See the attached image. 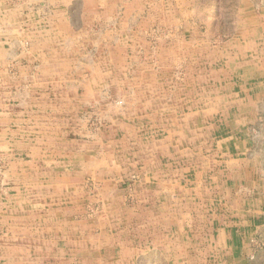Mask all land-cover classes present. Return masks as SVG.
Returning <instances> with one entry per match:
<instances>
[{
	"label": "rangeland",
	"instance_id": "rangeland-1",
	"mask_svg": "<svg viewBox=\"0 0 264 264\" xmlns=\"http://www.w3.org/2000/svg\"><path fill=\"white\" fill-rule=\"evenodd\" d=\"M9 1L0 0V27L21 44L0 41V112H5L0 120V264H233L239 246L248 250L241 258L253 261L264 241L251 235L256 220L240 219L236 212L245 211L241 199L249 191L257 201L248 210L264 212V59L242 63L236 72L231 68L219 80L214 71L215 55L227 60L234 50L242 8L255 9L252 5L264 0H184L180 7L193 13L186 28L167 31L153 23L137 44L112 43L105 51L112 50L113 69L104 61L103 45L94 51L97 87L106 83L108 88L87 96L81 84L87 72L80 69L67 83L72 91L45 108L47 135L61 138L57 151L71 157L65 139L71 136L80 148L95 145L94 156L61 158V166L48 167V176H64L57 187L55 179L40 181L38 172L31 178L34 172L24 170V156L13 144L8 110L26 111L14 109L13 100L27 83L17 68L23 61L13 56L32 51L22 35L35 33L18 28L23 12L3 11L20 0ZM200 33L208 41L202 49L207 61L199 60V42L191 44ZM124 46L128 49L121 55ZM246 46L264 44L252 36ZM188 49L193 60L184 58ZM127 53L136 54L133 64L144 74L122 85L127 76L121 69L132 61L125 65ZM78 59L88 65L85 52ZM113 79L119 85H112ZM104 177L114 184L104 186ZM167 182L177 185L174 197L162 186ZM235 225L245 230L232 232ZM36 247L59 249L49 253Z\"/></svg>",
	"mask_w": 264,
	"mask_h": 264
},
{
	"label": "crops",
	"instance_id": "crops-1",
	"mask_svg": "<svg viewBox=\"0 0 264 264\" xmlns=\"http://www.w3.org/2000/svg\"><path fill=\"white\" fill-rule=\"evenodd\" d=\"M182 1L184 4L187 3L184 0H178L177 3L176 0H20L16 2L12 1L13 5L7 4L3 6V11L9 15L14 11L23 12L24 15L21 16L23 21H18L21 24L20 26L17 25L18 28L30 27L35 33V35H22L23 40H29L30 44L33 45L32 51L24 53L23 57L19 55L13 56L14 59L23 61L22 64L17 63V68L20 75L24 77L23 80L27 82L23 84L25 88L18 87L23 92H19L18 97L13 100V108L24 107L26 111L23 113L10 110V108L8 110L9 115L12 113L8 124L13 127L12 136L15 139L13 144L14 146L16 145L17 154L24 156V170L29 169L34 172L29 174L31 178L35 179L36 172H38L40 174V181L46 177L44 182H47L48 179H55V187L58 186V181L59 185H63L64 176H48L49 166L53 165V163V169L56 166H61V158L64 161L72 162L74 159L79 160V157L82 155L85 157L89 155L94 156L95 154V145L87 142V145H83V148H80L79 142L73 138L74 136L69 137V139L65 138L69 141L68 153L71 157L66 156L63 150L62 152L57 151L59 149L57 144L60 145L59 141L61 138L51 139L47 135L48 126L46 125L50 122H48L47 117L44 115L45 108L51 107V105L52 107L53 105L57 106L59 101H61L60 98H62L63 92L72 91L67 83L75 81V76L79 74L80 69L87 72V74L83 73L81 75L83 80L81 84L85 86L87 96H92L93 92H97L98 95L99 92L108 88L106 83H102L103 85L100 84L98 87L96 84L97 77L100 75L97 74V68L95 67L97 59L92 57V54L94 51L100 52L101 45H103V51L107 53L105 49L106 47H110L112 43H124L127 46L137 44L141 41L142 30L147 27L149 28L153 23L159 27V24L166 26L167 31H175L180 26L186 28L188 23L185 21L193 13L188 15L187 13L190 12V10H187L188 7H180L183 4ZM252 6H255L254 8L259 14H250L255 9L242 8L243 16L238 20L239 24L236 25V29L240 32L239 38H241V35L247 34L246 40L245 38L241 40L242 38L239 39L234 35L236 38L234 37L231 41L234 42V50L231 53H227V60H224L223 57L220 61L217 54L215 55L214 74L215 77H218L217 80L221 76L227 77L229 69L232 68V71H235L242 63L246 64L250 62L256 65L259 63L258 61L264 59V46L263 48L261 46L252 48L253 50L246 46L248 37L252 36L257 39L259 45L264 44L259 42L264 41V3L261 5L253 4ZM249 16L253 17L252 22L247 19ZM204 18L205 16L202 14L201 19L203 20ZM220 19V16H216L214 21L218 22ZM10 20L8 24L5 23L9 29L14 26L12 19ZM249 28L250 30L253 29V31H250ZM214 35H218V31ZM204 36L201 33L195 35L199 41H195L193 38L191 44L199 42V60L205 59L207 61V56L202 51L205 47L204 45L208 43ZM175 38V34L171 33L169 40L174 42ZM0 41L8 44H21L12 40L10 30L6 33L1 27ZM127 46L122 48L121 55L125 54L126 49H128ZM111 51H108L104 61L107 60L108 66L113 69L114 56L111 54ZM82 52L87 54L88 65L79 62L78 55ZM133 52L137 53L136 51ZM134 56L136 54L127 53V56L122 57L127 62L125 65L129 63L130 59L132 60L131 66H123L121 69V72L124 71L122 75L127 76V79L122 81V85H128V82H131V80L130 84H132L136 75L144 74L139 70L137 71L139 67L133 64L134 60L132 58ZM184 56L186 60H193L192 52H189V49ZM135 59L137 60V58ZM24 61L27 65L24 64ZM216 69L219 70L216 71ZM108 74L111 75L112 71L109 70ZM131 76H134V78H130ZM104 81L106 82L107 80ZM119 82L117 79L111 80L112 85H119ZM223 85L222 83V87ZM227 89L224 87V90ZM9 104L11 105V103ZM151 106L158 107L159 104L152 102ZM4 115L5 112H0V120L4 121ZM21 117L22 120L20 119ZM88 135L90 136V134ZM91 138L92 140L95 139L94 136ZM64 157H66V160ZM28 159H30L29 162ZM91 163L95 167V160L91 161ZM112 181V179L104 177L103 185L111 186L114 184ZM158 186H160V183ZM162 186L167 187V191L165 192L169 196H175L177 187L175 183L167 182L166 184L163 183ZM183 188L185 187L183 186ZM243 190L246 191L245 188ZM256 199L254 191H249L248 196H244L243 200L241 199L242 204L246 207L245 211L242 212L238 209L236 214L240 219L248 217L256 220L252 221L251 226L253 227L250 228L252 231L251 235L257 234L255 237H259V239L264 241V212L258 213L248 210L250 204H254L257 201ZM178 223L176 224L178 225ZM255 223L259 225L255 226ZM183 224L180 223L179 226L182 227L181 225ZM243 230L245 228L241 229L237 225L232 228V232H239L240 234ZM219 234L222 235L223 233L219 232ZM236 247L238 246L236 245ZM246 247H238L240 254L238 253V259H235L233 264H264V246L261 248V251L259 249L255 250L256 258L253 261L241 258L247 250ZM55 248L59 249V247H46L45 249L43 247H36L34 250H44L54 253L56 251ZM231 248L233 250V246ZM61 250L64 249L61 248Z\"/></svg>",
	"mask_w": 264,
	"mask_h": 264
},
{
	"label": "bare ground",
	"instance_id": "bare-ground-1",
	"mask_svg": "<svg viewBox=\"0 0 264 264\" xmlns=\"http://www.w3.org/2000/svg\"><path fill=\"white\" fill-rule=\"evenodd\" d=\"M6 15V14H5ZM22 219V218H21ZM36 220V219H35Z\"/></svg>",
	"mask_w": 264,
	"mask_h": 264
}]
</instances>
